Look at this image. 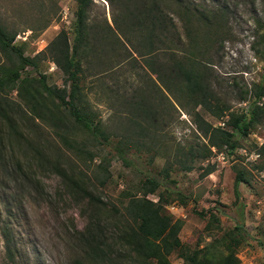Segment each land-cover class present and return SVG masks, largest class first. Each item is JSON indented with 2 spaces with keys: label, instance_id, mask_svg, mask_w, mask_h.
Listing matches in <instances>:
<instances>
[{
  "label": "rangeland",
  "instance_id": "obj_1",
  "mask_svg": "<svg viewBox=\"0 0 264 264\" xmlns=\"http://www.w3.org/2000/svg\"><path fill=\"white\" fill-rule=\"evenodd\" d=\"M192 2L226 9L227 35L219 46L211 48L205 70L221 101L229 106L228 111L249 116L256 99L255 84L264 85V0ZM120 3L93 0L89 24L117 28L116 22H121ZM76 8V0H0V22L17 33L15 43L22 45L25 54L34 56L46 49L62 29L73 40ZM124 48H108L100 59L94 55L93 75L83 83L96 120L111 136V144H100L74 126L73 120L68 125L81 143L78 149L63 146L52 127L41 120H36L39 126L27 139L41 146L52 159L58 154L65 165L77 167L108 206L119 209L120 214L110 209L101 213L113 242L110 260L105 264H192L190 257L202 262L206 258L223 261L229 256L235 264H264V158L259 151L264 142V119L247 135L236 132L239 145L232 151L228 152L226 146L211 147L194 122L195 110L217 127L229 115L217 118L202 106L195 107L186 97L184 108L172 95L161 98L157 74L150 72L137 53ZM0 61L8 63L2 52ZM26 71L34 77L45 74L49 85L64 87V74L50 59ZM138 89L143 96L149 89L153 99L163 100L154 125L142 120L146 127L151 125L146 135L127 133L129 118L134 115L127 99ZM10 95L20 101L17 90ZM48 103L52 105L50 100ZM60 106L65 116L67 111ZM221 127L229 128L227 124ZM115 134L118 138L128 136L127 143L135 144L128 150L127 161L115 149ZM27 144L24 139H6L7 161L0 162V264H73L85 254L81 235L95 223V206L88 199L73 196L66 181L51 166L40 167L35 151ZM18 157L35 166L40 184L34 177L31 181L16 173ZM102 159L109 168L105 184L101 180L106 174L99 170ZM184 160L191 170L183 168ZM213 164L215 170L206 174ZM237 170H243L248 178V183L240 185V199L234 193ZM148 177L160 181L156 193L148 198H161L166 214L180 225V245L169 250L162 245L159 256L146 258L123 243L120 233L127 225L121 217L127 201L125 193H137L140 182Z\"/></svg>",
  "mask_w": 264,
  "mask_h": 264
},
{
  "label": "trees",
  "instance_id": "obj_2",
  "mask_svg": "<svg viewBox=\"0 0 264 264\" xmlns=\"http://www.w3.org/2000/svg\"><path fill=\"white\" fill-rule=\"evenodd\" d=\"M108 1L112 5L121 1V22H116L117 28L110 25L108 27L90 25L89 10L93 0H76L73 40L70 41L68 32L62 29L46 49L34 56L25 54L22 45L15 43L17 33L10 32L0 22V52L7 57L8 62L0 61V162L4 164L7 161L6 139L16 141L24 139L28 141V147L35 151L40 167L51 166L66 181L73 196L88 199L95 206L97 213L93 218L95 223L93 222L81 235L85 254L82 259L77 258L73 264H105L108 261L113 242L107 233L108 227L102 221L101 213L104 209H110L117 214H120V211L112 204L108 206L98 192L89 186V181L79 174L77 167L65 165L58 154L52 159L41 150V146H34L32 141L27 139L30 138V131L39 126L36 120H41L52 127L63 146L72 150L78 149L81 143L78 142L74 129L68 125V122L73 120L74 126L80 127L100 144L107 146L111 144V136L102 127L101 122L96 120L97 114L91 108L84 90L85 79L93 75L94 55L100 59L108 48L124 45L126 46L124 49L142 57L150 72L157 74L161 98L172 95L184 108L183 101L186 97L195 107L202 106L217 118H223L228 114L225 124L229 128L217 127L195 110L194 122L208 137L211 147L226 146L228 152L232 151L239 145L236 132L247 135L253 126L264 119V101L261 103V99L264 98V85L255 84L256 99L251 104L250 115L236 114L228 111L229 106L221 101L205 70V66L207 67L210 62L207 56L211 48L219 46L227 35L226 9L202 7L192 0ZM166 43L167 47H161ZM158 56L163 57L162 60H159ZM44 59L53 61L63 72L64 87L49 85L45 74L34 77L26 71L27 67L39 68L40 62ZM99 76L102 75L96 74L95 77ZM14 90H17L20 98L18 102L10 97ZM150 93L151 91L147 89L146 96H143L141 89H138L127 99L134 111V115L129 118L130 128L127 133L137 131L140 135L149 134L148 127L158 121L160 110L158 107H162L163 100L153 99ZM60 105L67 111L65 116L60 110ZM142 120H147L151 125L146 127ZM115 135L118 138V134ZM128 141V136H120L115 146L124 161L128 160V150L135 145L127 143ZM259 151L264 158V142ZM103 161L102 159L99 170L100 173L106 174L101 180L102 184H105L109 168ZM182 163L185 170L192 169V166L187 165V160ZM35 169L33 164L25 163L22 158L16 159V173L31 181L34 177L36 183L40 184L36 179ZM214 170L215 165H209L206 174ZM242 183H248V178L243 170H237L234 184L237 199L242 197L240 190ZM160 185L159 180L148 177L140 182L137 193L133 191L125 193L127 201L121 217L127 225L121 231L120 238L138 255L146 258L159 256L162 245L167 250L180 245L177 237L180 225L174 223L166 214L161 198L159 201L148 198L150 193H156ZM189 259L192 264H235L231 263L230 256L223 261L206 258L200 262L197 257Z\"/></svg>",
  "mask_w": 264,
  "mask_h": 264
},
{
  "label": "built area",
  "instance_id": "obj_3",
  "mask_svg": "<svg viewBox=\"0 0 264 264\" xmlns=\"http://www.w3.org/2000/svg\"><path fill=\"white\" fill-rule=\"evenodd\" d=\"M220 124H221V126H224V125H225V122H220ZM258 155H259V154H257V157H258ZM220 156H221V158H222L223 160L226 158V155H225L224 151H222V152L220 153Z\"/></svg>",
  "mask_w": 264,
  "mask_h": 264
}]
</instances>
